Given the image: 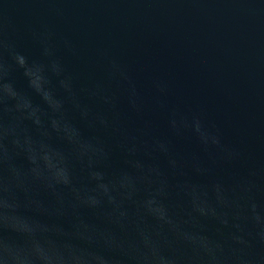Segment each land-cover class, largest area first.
I'll list each match as a JSON object with an SVG mask.
<instances>
[{
	"label": "clouds",
	"instance_id": "1",
	"mask_svg": "<svg viewBox=\"0 0 264 264\" xmlns=\"http://www.w3.org/2000/svg\"><path fill=\"white\" fill-rule=\"evenodd\" d=\"M68 2L0 0V264H264V160L107 49L82 80Z\"/></svg>",
	"mask_w": 264,
	"mask_h": 264
},
{
	"label": "water",
	"instance_id": "2",
	"mask_svg": "<svg viewBox=\"0 0 264 264\" xmlns=\"http://www.w3.org/2000/svg\"><path fill=\"white\" fill-rule=\"evenodd\" d=\"M63 7L67 19L53 23L80 49L66 62L82 80L102 76L98 52L107 49L135 71L149 102V80L165 78L171 104L203 109L228 142L264 160V0H70ZM27 19L22 12L20 22ZM20 44L36 55L29 41ZM15 79L25 86L19 73ZM154 120L163 132L164 116Z\"/></svg>",
	"mask_w": 264,
	"mask_h": 264
}]
</instances>
